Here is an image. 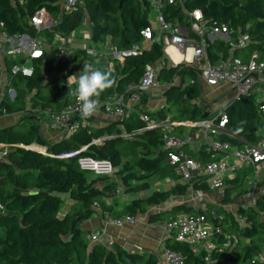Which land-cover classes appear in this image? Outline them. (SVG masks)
<instances>
[{"label":"trees","instance_id":"trees-1","mask_svg":"<svg viewBox=\"0 0 264 264\" xmlns=\"http://www.w3.org/2000/svg\"><path fill=\"white\" fill-rule=\"evenodd\" d=\"M150 1L79 0L77 7L64 13L57 29L71 33L89 22L91 41L97 44V49L105 44L109 36L118 49L130 48L142 41L141 30L151 24ZM42 7L55 14L61 11L59 0H0V26L4 24V28L12 33L33 32L29 19ZM185 9H201L209 23H226L235 30V36L239 33L249 34V44L235 48L233 54L248 60L257 51L258 57L264 59V0H185L184 5L167 1L163 11L168 19L189 25ZM218 46L224 56L230 54L229 47L223 43ZM212 48L209 47V52L214 58L217 55ZM89 56L92 55L80 49L63 61L55 55L54 50L46 51L44 57L34 60L35 72L32 77L12 75L13 64L23 59L6 57L11 85L17 95L14 100L7 94L2 96L0 86V114H18L20 118L0 127V149L8 148L7 155L0 160V203L4 206L0 210V264H160L156 253L128 251L117 241L111 248L100 242L91 244L88 234L92 229L85 228L84 222L96 214L95 204L99 203L114 217L126 214L137 216L148 213L149 207L161 205L174 195H184L192 186L204 191L211 189L207 183L200 184L196 180L178 183L132 199L121 210H116L106 201L117 195L118 187L113 181L108 182L107 177H90L80 168L76 157L60 159L50 155L77 149L107 133L121 132L119 122L99 123L97 117L92 115L89 117V127H82L70 136L49 143L43 138L39 124L33 121V118L37 119L33 110L39 105L42 108L52 105L60 108L61 103H65L69 91L65 70L70 62L83 68ZM95 57L99 58L100 64L103 63L104 58ZM160 60L163 61L158 73L160 82L177 78L183 82L180 88L175 85L168 89L164 93L166 104L149 114L157 120L169 113L180 119L205 116L197 102L202 92L199 72L183 63L169 66L163 44L159 41L153 42L150 49L138 56L129 57L124 65L117 66L113 74L116 83L105 90L99 99L123 92L127 85L141 79L147 64H156ZM187 76L191 78L188 83ZM225 108L229 116L226 128L249 142L256 141L264 127V116L255 102V96H241ZM123 124L129 132L146 126L138 115L130 116ZM163 136L162 127L147 129L132 139L118 136L101 145L92 144L82 155L110 159L121 176L126 193L148 190L150 177H179L174 166L166 161V151L161 146ZM230 140L243 143L235 138ZM35 143L46 145L49 153L31 148ZM191 153L195 156L200 153L207 160L213 158L205 146L197 152L191 149ZM248 172H239L235 178L227 179L228 185L221 203L210 202L198 206L179 203L170 209L149 213V221H159L164 215L172 219L180 213L207 214L216 209L223 217L210 216L211 221L230 234L233 242L225 246L223 235L215 233L210 237L217 244V248L211 252L213 264L246 262L264 252V192L259 194L255 205L239 206L238 213L244 219L237 217L225 205L244 193L243 185ZM133 181L138 183L133 184ZM263 183L259 181L258 186ZM66 197L71 202L62 215ZM165 244L167 248L182 254L185 264H204V257L208 254L205 248L196 253L188 243L177 240L174 232L165 238Z\"/></svg>","mask_w":264,"mask_h":264},{"label":"built area","instance_id":"built-area-1","mask_svg":"<svg viewBox=\"0 0 264 264\" xmlns=\"http://www.w3.org/2000/svg\"><path fill=\"white\" fill-rule=\"evenodd\" d=\"M167 1L168 3H181L184 5L185 0H151L150 10L157 11L156 24L154 25L153 21L150 20L151 24L141 30L143 37L141 42L121 50L114 44L110 52L106 50L98 52V49H90L89 44L82 48L73 43L74 34V38H70V33H64L57 29L64 13L77 7L79 0H59L61 11L58 14L47 7L37 10L29 19V25L33 32L12 33L6 30L4 24H2L0 26V86L2 96L7 94L11 100H14L17 95L16 89L11 85L6 57L13 60L23 59L13 64L11 68L12 75L32 77L35 72L34 60L44 57L46 51L54 50L59 59L66 61L78 50L84 49L89 55L104 58L102 67L99 68L110 69L114 74L117 66L124 65L129 57L138 56L144 50L150 49L153 42L159 41L163 44L171 65L177 66L183 63L195 68L199 72V80L210 86H218L221 83L233 84L238 96L232 102L244 95H254L255 102L260 106L264 116V59L258 57L259 53L257 51L248 60L233 54L235 48L249 44V34L239 33L235 36V30L228 24L216 21L209 23L201 9H185L189 25L168 19L163 11ZM86 25L89 33L84 34V37L91 39L89 22H86ZM221 43L230 48L228 56H224L223 50L218 46ZM212 46V50L217 55L214 58L209 52V47ZM169 48L176 50L180 58L177 60L172 58L168 53ZM162 66V60L156 64L149 63L138 82L127 85L123 92H116L107 99L97 98L99 107L93 115L97 117L98 122L103 121V118H105L104 121L119 122L121 132L107 133L94 138L91 143L77 149L62 151L60 154L50 153V155L60 159L76 157L80 168L88 172L90 177L100 176L109 179L114 177L110 179L113 181L119 175L110 159L82 155V153L87 151L92 144L101 145L106 140L118 136L132 139L144 130L162 127L164 136L161 146L166 151V161L174 166L179 177L176 179L170 178L171 180H169L168 178L160 179L155 176V181L151 182L148 190L137 192L138 197L147 196L152 191L168 189L178 183L193 182L194 180L200 184L207 183L211 189H223L225 193V188L228 185L227 179L235 178L239 172L244 171H249L245 176V181L251 182L249 175L251 172L256 174L257 178L250 183V190L257 187L260 181V173L264 170V127L254 142H249L235 135L226 128L229 116L225 107H222L217 114H207L197 119L175 118L172 113L158 120L154 119L149 112L156 109L148 107V92L160 84L158 73ZM75 67L76 65H73L72 69L67 68L65 70L66 83L68 77L74 74ZM70 70L72 71L69 72ZM177 80V84L181 86L183 81L180 78H177ZM190 81L186 80L187 83ZM74 86L76 85L73 84L72 88ZM33 111L37 114L36 121L41 128V132L51 130L52 134H62L63 138L77 132L82 127L91 125L89 117L85 118L81 115L77 100L70 95L67 96L65 103H61L60 108H57L56 105L42 108V105H39ZM132 115H138L139 119L146 123V126L132 132L127 131L123 122ZM0 116L8 115L4 112ZM230 138L238 139L243 143H234ZM194 140L198 143L196 149H193L194 151L197 152L202 146H205L206 150L213 154V158L204 159L200 153L196 156L193 155L188 146ZM30 147L44 154L49 153L46 145L35 143ZM7 153L8 148L0 149V160ZM132 183L138 182L133 181ZM190 189L198 191L199 194L204 192L201 189H194L193 186ZM124 194L128 193L125 192L121 183L115 197H122ZM258 196L253 192L249 193V204L255 205ZM115 197L107 198V203L113 205ZM194 205L198 206L200 204L195 202ZM95 206L96 213L102 212L107 220L115 225L123 226L136 223L137 216L126 214L122 217H114L109 210L102 209L99 203H96ZM160 206L157 207L160 209ZM3 209L4 206L0 203V210ZM210 216L219 219L223 217L216 209H212L207 214L180 213L166 221V229L170 233L174 232L177 240L188 243L196 253L204 248L208 251V254L204 257V264H213L214 262L211 252L217 248V244L210 240L213 234L223 235L226 239L225 246H230L233 242L231 235L225 233L221 226H215ZM239 218L244 219L240 215ZM106 232L104 226L92 229L91 233L88 234L90 243H97L100 236ZM161 246L164 251L162 264H185L182 254L166 247L165 239L161 241ZM241 264H264V252Z\"/></svg>","mask_w":264,"mask_h":264},{"label":"rangeland","instance_id":"rangeland-1","mask_svg":"<svg viewBox=\"0 0 264 264\" xmlns=\"http://www.w3.org/2000/svg\"><path fill=\"white\" fill-rule=\"evenodd\" d=\"M157 17V11L154 9H151L149 12V19L153 21V24L155 25V18ZM89 33L88 30V26L86 25V23H83L79 28H77L76 30H74L73 32L70 33V38H74L73 34L75 35V38L73 40V43L81 46L82 48H85L87 46V44H89L90 49H97L98 46L97 44H95L94 42L91 41V39H87L84 37V34ZM115 44V42L112 41V38L109 36L105 42V44H101L100 48L98 49V52H103V51H107L110 52L112 51L111 47ZM168 53L170 54V56L172 58H174L176 56V53L171 50L168 49ZM177 59V58H176ZM99 58L92 56H89V58L87 59L88 63H97V64H93L94 67H102V64H100L99 62ZM80 62V61H79ZM73 62L69 63V69H72L73 67ZM168 65L170 66L171 63L169 62ZM83 68L80 67L79 65H77L74 69V74L79 77V75H81ZM191 78L189 76L186 77V80L189 81ZM178 80H174V81H165L162 80L160 82L159 85H157L156 87H153L152 89L149 90L148 94L150 97V101H148V107L151 108V106L149 105V103H155L156 106L159 105H163L166 104V100L164 97V93L170 89L171 87L175 86V85H179L177 84ZM201 86H202V92H201V97H199V99L197 100V102L201 105V107L203 108L205 113H208V115H213V114H217L220 112L222 107L227 106L228 104H230L237 96H238V92L234 90V85L231 83H221L218 86H209L207 85L204 81H201ZM20 118V115L16 114V115H8V116H0V127H5L8 126L10 124H12L14 121H16L17 119ZM34 122H37L36 119L33 118ZM43 138L49 142V143H54L57 142L58 140H61L63 138L62 134H52L51 130H43ZM197 141L194 140V142L188 146V148L190 149H196L197 147ZM187 149V148H186ZM137 151V150H136ZM260 181H264V170L263 172L260 173ZM250 179L251 182H254V179L257 178L256 174H254V172H251L250 174ZM95 177V176H93ZM114 178V177H112ZM110 178V179H112ZM107 178V181L109 182L110 179ZM150 180V182H154L155 178L154 177H150L148 178ZM169 180H171L170 178H168ZM112 182V180H111ZM113 182L117 185V187H119V185H121L122 181H121V176L116 177ZM249 181H245L244 185H243V191L244 193L241 196H237L234 200V202L232 203H228V205L226 206L229 210H231L237 217H239V213H238V208L239 206H249V202H250V198L248 197V194L253 192L255 193V195H259L262 192H264V183L262 185H259L257 187H255L253 190H250V183ZM253 184V183H252ZM123 201L124 202H128L129 200L131 201L132 199L138 198V193L137 192H133V193H129V194H124L122 196ZM224 197V190L223 189H209L207 191H204L202 194H199L198 191L196 190H192L189 189L187 193H185L184 195H174L171 198H169L166 202L161 204V208L160 210H163L162 207L163 206H169V205H173V201L176 199H178L181 203H186V204H191L194 205L195 202L197 204H203L205 205L206 203H216V202H220L222 200V198ZM193 201V202H192ZM70 200L66 197L65 198V207H63L61 214L63 215L65 213V211L67 210V208L70 205ZM120 203H117L116 205H119ZM158 206V205H157ZM157 206H151L149 207L148 213H153V212H158L157 210L159 209V207ZM158 208V209H157ZM97 214V213H96ZM95 214V215H96ZM95 215L93 216V218L95 217ZM143 215L145 214H141L140 216L143 217ZM168 219V215H164L163 218H161L159 221L156 222H152V224H157V225H153L155 230H159L161 231L160 227L163 229L166 228V221ZM91 219H89L88 221L84 222V227H88L89 223H91Z\"/></svg>","mask_w":264,"mask_h":264},{"label":"crops","instance_id":"crops-1","mask_svg":"<svg viewBox=\"0 0 264 264\" xmlns=\"http://www.w3.org/2000/svg\"><path fill=\"white\" fill-rule=\"evenodd\" d=\"M169 49L173 50L176 53V56L174 57L175 59L180 58L176 50H174L173 48H169ZM149 101H150V97H149ZM149 105L151 106V109H159L163 106V105L156 106L155 103H151V102L149 103ZM207 114L208 113H206V115ZM103 119L105 120V118ZM104 120L99 121V123H104ZM122 198L123 197H115V199H113V206L116 210H121L127 203L131 202L130 200L128 202H124ZM117 203L120 204L116 205ZM179 203L181 202L175 198L172 204L175 205ZM173 205L163 206L162 209L163 210L170 209L172 208ZM157 211H161V210L158 209ZM140 215L141 214L137 215L136 223L118 226L109 222L107 220V217L102 212H98L94 218L92 217L89 226L88 227L85 226V228L95 229V228H99L100 226H104L107 232L100 236L98 242L103 243L109 248H111L113 243L117 241L121 243L128 251H134V252L136 251L140 253L154 252L157 254L160 264H162V262L164 261V251H163V247L161 246V241L164 240L169 235H171V233L164 227L163 229L160 227L161 231L155 230L153 225H157V224L156 223L152 224V222L149 221L148 213L143 215V217Z\"/></svg>","mask_w":264,"mask_h":264},{"label":"clouds","instance_id":"clouds-1","mask_svg":"<svg viewBox=\"0 0 264 264\" xmlns=\"http://www.w3.org/2000/svg\"><path fill=\"white\" fill-rule=\"evenodd\" d=\"M116 83L110 69L94 67L92 63H84L81 75H70L67 80L68 95L74 97L80 106L81 115L92 116L98 109L100 95ZM76 87L73 89L72 85Z\"/></svg>","mask_w":264,"mask_h":264},{"label":"water","instance_id":"water-1","mask_svg":"<svg viewBox=\"0 0 264 264\" xmlns=\"http://www.w3.org/2000/svg\"><path fill=\"white\" fill-rule=\"evenodd\" d=\"M179 88H180V85H179ZM244 96H247V95H244Z\"/></svg>","mask_w":264,"mask_h":264}]
</instances>
